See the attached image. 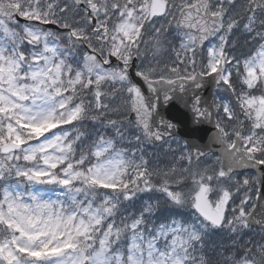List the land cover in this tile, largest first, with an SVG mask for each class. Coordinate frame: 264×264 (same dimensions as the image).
<instances>
[{
  "label": "rangeland",
  "instance_id": "obj_1",
  "mask_svg": "<svg viewBox=\"0 0 264 264\" xmlns=\"http://www.w3.org/2000/svg\"><path fill=\"white\" fill-rule=\"evenodd\" d=\"M15 1L22 6L21 15L31 18L32 22L35 18L60 20L63 17L62 22L71 18L78 26L76 33L84 35L87 25L91 23L92 15L87 12L84 16L78 11L66 9L64 4L67 0H57V7L49 11L48 0L47 3L45 0ZM84 1L89 7H96L93 12L96 24H103L100 26L102 28L94 33V38H105L104 31H107L106 33L111 35V44L118 49L122 46L137 45L143 61L147 65L150 62L152 68L159 62H167L169 65H177L178 62V65L187 67L188 73L194 64L206 71L217 67H231L235 81L241 78L250 85L255 84L257 79L264 80V0H223L221 3L220 0H212L216 8L223 5L229 12L221 19L214 38L207 44L204 53L198 55L197 62L189 55L194 37L183 31H173L174 26L167 15L159 22L155 20L147 23L148 0ZM168 3V13L171 14L178 7V1L168 0ZM238 8L245 17L242 16L238 19L240 23L231 26L229 23L241 14ZM235 24L238 25L234 26ZM250 25L256 28L253 35L260 36V40L255 42L256 48H251L250 53L237 63L226 66V62L220 58L226 53L222 47L229 32L240 34ZM168 29L176 42L172 50L167 46L168 37L165 31ZM47 34V31H42L33 24L12 26L0 20V68L5 73L4 81L0 84V143L14 140L24 144L22 150L0 156V264H183L188 243L186 237L192 231L191 224L182 226L181 219L174 218L167 224L151 226L143 218L136 217V220L131 222V228L120 225L115 219L112 224L108 225L106 222L102 226L99 223V226L95 227L105 210L81 205L82 198L68 191L69 181L76 177H82L86 184H113L126 161L124 162L122 154L115 151L111 145L114 144L113 141L122 144L126 139L125 134L120 133L113 139L100 132L88 148L85 160L76 162L81 163V168L75 167L74 163L65 162V167L58 168L57 171L50 169L65 161V153L70 145V142L64 141L66 133L54 130L51 124L57 123L59 118L68 120L72 114L81 116L78 121H83L91 114L88 107L96 110L100 108V104L106 105L107 101L115 96L117 88L127 83V74L124 65L111 62L105 66L98 62V65H94L92 83L86 80L90 76L91 67L80 62L79 67H86V72L82 78L79 76L83 71L81 68L73 71L69 80L70 86L76 85L67 89L72 97L71 101L78 104L72 108L68 105L63 112L56 113V119L53 120V110L63 100L58 95L59 62L55 58L57 47L46 39ZM23 40H26L27 46H32L28 51L24 48L26 58H19V54L14 55L11 51L14 48L8 51L5 49L7 46H13L16 52V47L18 44L23 45ZM87 57L91 59L93 55L87 54L83 58ZM32 58L38 60L35 62ZM21 59L24 60L23 65ZM104 61L108 62L106 54ZM228 75L227 70L225 77ZM91 89L94 91V98L87 105L84 92ZM122 102H119L118 106ZM246 103L254 120L252 126L255 131L264 124V97L260 94L250 96ZM99 118L93 117L94 122ZM108 126L117 128L119 125L100 122L101 128ZM258 134L259 132H256V135L252 136L254 141ZM168 144L165 143L156 151L165 157ZM133 147L132 145L129 151L131 158L127 159L130 165L129 174L131 178L138 175L134 183L143 186L141 190L147 189L156 195L160 188L154 189L151 180L148 185L145 178V160L136 154ZM81 152H84L83 148ZM78 159H83L80 153ZM209 164L210 160L199 164L198 178L194 179V183L193 169L188 171L185 178L187 183L182 185L188 188L183 191L176 190L173 196L172 192H168L167 199L177 207L184 208L191 204L196 188L204 182L210 186L208 192L210 195L213 193L211 197L218 200L214 204L217 205L221 197L216 182L217 176L221 174L216 171L209 173ZM174 166L175 163L168 165L171 169ZM171 173L172 171L169 175ZM175 174L177 179V170ZM35 176L41 177L42 182H61L65 186L63 190L68 193L70 205L62 197L41 190L39 184L36 185L33 181ZM26 184L29 185L28 190L25 189ZM129 196L132 198L133 194L129 192ZM143 204H146V198L143 199ZM111 211L112 209L108 210ZM156 239H160V243ZM122 251L127 253L125 261L120 255ZM30 253L35 256L28 259ZM36 257L42 262H37Z\"/></svg>",
  "mask_w": 264,
  "mask_h": 264
},
{
  "label": "trees",
  "instance_id": "obj_2",
  "mask_svg": "<svg viewBox=\"0 0 264 264\" xmlns=\"http://www.w3.org/2000/svg\"><path fill=\"white\" fill-rule=\"evenodd\" d=\"M48 1L50 4L48 9L54 10L57 7V0ZM190 1L192 0H178V3L181 4ZM64 7L78 12L82 11L80 13H83L84 16H86L85 10H81V7L75 6L73 0H67ZM248 9L249 8L247 6V10ZM225 11L227 13L228 10ZM242 16L245 17L244 13L240 14L229 24L232 26L234 23H240L238 19L242 18ZM62 19L63 17H61L60 20ZM65 23L70 28H78L77 24L71 18L67 19ZM237 25L238 24H235L234 26ZM255 29L254 25H250L247 27L245 32H242V34L230 32L231 37L226 38V45L223 50H225L232 62H238L243 56L250 53L251 48H256L255 42L260 40V36L253 35V30ZM95 30L98 29H93L89 23L86 28V34L81 35L82 41L71 39L69 36L68 38L71 42H73L72 45L74 47L76 44L82 48V52L84 53L83 56L87 55L84 49V44L93 50L95 49V46H100L101 49H96V51L101 55L104 54V52L107 53L109 51H115L117 47L113 46L108 39H111V35L106 33L107 31H104L105 38H99V36L94 38ZM166 35H170V32L166 31ZM61 37L58 36L57 41L58 43H62V55L64 56V61L68 63L70 62L71 57L65 54L69 51L74 55L75 51L72 45L67 42L68 40L66 36L62 34ZM119 51L121 58L125 60H128L133 55H136L139 61L137 62L138 67L148 77H157L162 75L169 78L175 74L185 75L188 73L187 67L184 68L183 66L178 65V62L177 65H169L167 62H159L155 68H152L150 62L149 65L143 62V57H141V53L137 45L134 44L130 46H122ZM84 63L85 65L90 66L91 70H93V66L95 64L98 65V59H89L87 57L84 59ZM72 66H74V63H72ZM195 69L202 70L201 67H198V64H194L190 71ZM94 87H96L95 84ZM125 87V84L123 87L119 86L115 96L112 99H109L106 105L100 104V108L96 110L88 107L91 114H89L82 121V130L79 131L77 140L76 142L74 141V146L77 149V153H80V156L86 158L88 156L87 150L93 144V140L98 137V134L100 132L107 134L108 130L112 131L111 126L101 128L100 122L104 121L105 123H117L119 126L115 128V132L117 133L116 137H118L120 133L125 134L126 139L122 142L123 147L129 149L128 147L132 148L133 145L136 148L137 155L141 159L145 160L144 165L146 166L147 173V177L145 178L148 181V185H150L149 180H151L153 188H160V191L158 190V193L153 195L152 192H148L147 189L141 190L143 186L134 183L137 180L138 175H133L130 181L128 178H124L113 188L99 183L86 184L84 181L81 186L84 191H86L88 197L93 199L94 204H96L98 200H102V196L105 194L113 193L114 196L123 198L124 194L127 195L131 192L133 196L132 198H129V201L119 199V203L116 204L117 212L114 217L115 219L130 215L132 211L138 209L136 208V205L139 204L140 209L141 205H145L144 207L148 212L146 221L149 222L151 226L167 224L174 218L181 219L182 221L191 224L193 231L196 232V235L188 243L185 264H236L239 261H249L250 264H264L263 231L244 227L242 224L240 227L236 228V233L234 234H229L226 231L221 230H212V228L206 225L200 217L192 214L193 212L191 210H184V208L188 205L184 208L177 207L174 202L167 199V195L163 191L164 186H166L172 193H176V190L183 191L188 188V186L182 187L183 184L187 183L185 179L186 174L188 171L193 169L192 181L194 183V179L198 178L197 169L199 168L200 163L192 164V161L188 158L186 151L180 148L170 150L172 148L170 147L164 157L156 151L161 148L159 145H150L144 141L143 138H141L140 134H136L126 116V102L128 94L124 89ZM223 88L224 91L222 92ZM92 90L93 89L84 92V95L87 98V105L94 98V91ZM258 93L264 95V80L259 79L253 88L248 89L241 78L235 81L233 79V75L230 76L225 87L222 86L217 90L216 100L214 101L217 112V124L226 142L232 138V134L234 133H240L242 136H247V134L252 131L253 122L248 114L249 110L244 104L243 98L248 95ZM219 99L221 103L217 102ZM111 100L114 101L111 102ZM119 102H122L120 106H118ZM109 107H111V110H109ZM112 107H114V109H112ZM227 112H229L228 115ZM93 117L100 118L94 122ZM258 132L259 141L255 148L254 146L246 145L244 147V151L249 156L264 161V126H262ZM133 135L137 137H134ZM178 142L182 144L180 140H178ZM82 148L84 149L83 153L81 152ZM76 156L78 155L76 154ZM206 158L207 160H210V164L207 167L210 170L209 173H212L213 171L220 172L216 157L209 155ZM171 163H175L173 169L168 167ZM175 170H177V179ZM171 171L172 173L169 175V172ZM243 188L244 187L241 184L236 186L237 191H241ZM144 198H146V204H143ZM140 199H142V201H140ZM246 204L247 202L244 203V207Z\"/></svg>",
  "mask_w": 264,
  "mask_h": 264
},
{
  "label": "water",
  "instance_id": "obj_3",
  "mask_svg": "<svg viewBox=\"0 0 264 264\" xmlns=\"http://www.w3.org/2000/svg\"><path fill=\"white\" fill-rule=\"evenodd\" d=\"M75 2L82 4L80 0ZM164 7L165 1L151 0L149 16L162 13ZM0 15L17 16V10L0 2ZM17 18L20 19L18 16ZM217 18L218 15L209 13L205 0H199L194 5L181 9L177 24L196 32L197 48H200L212 32ZM128 75L131 79L132 95L129 116L140 125L151 141L158 142L166 136L176 134L186 141L194 160L207 152H215L219 154L221 165L227 173L249 167L255 170L259 181L257 200L245 219L253 226L264 228V165L247 159L240 151L239 143L227 148L214 125L211 95L213 87L219 81V73L202 75L196 72L190 78L149 80L135 70L133 59ZM18 147V143L7 142L0 146V152ZM205 191L206 186L201 185L194 194L193 207L202 217L219 223L226 197L222 207L218 211H212Z\"/></svg>",
  "mask_w": 264,
  "mask_h": 264
}]
</instances>
